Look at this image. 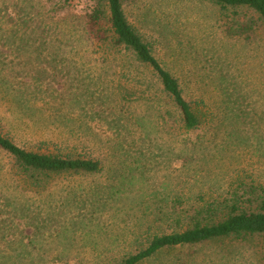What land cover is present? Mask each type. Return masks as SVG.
<instances>
[{
  "label": "trees",
  "instance_id": "16d2710c",
  "mask_svg": "<svg viewBox=\"0 0 264 264\" xmlns=\"http://www.w3.org/2000/svg\"><path fill=\"white\" fill-rule=\"evenodd\" d=\"M133 1L39 0L33 5V0H1L0 26L6 24L7 36L2 40L12 45L0 56L17 60L24 75L13 78L19 83L12 92L19 98L31 96L40 110L49 108L54 122L70 123L75 113L61 116L55 96L65 85L70 90L80 86L90 99L110 103L107 122L119 146L170 140L174 158L184 166L191 153L217 142L220 133L227 144H246L264 133V0H202L207 15L198 11L195 19L184 11V0L157 7L171 10V18L183 22L189 53L201 54L210 65L208 74L215 77L195 81L178 77L174 62L159 59L153 43L129 22L124 6ZM168 27L173 29L171 22ZM243 48L253 53V65L245 62L231 76V50ZM3 70L1 66V83L13 86ZM254 97L263 100L260 107ZM27 106L34 108L29 101ZM136 156L139 160L144 154L138 151ZM0 157L5 160L0 162V215L10 213L28 226L58 221L32 212L36 201L49 207L54 202L56 209L86 207L88 202L71 191L47 200L64 181L104 170L91 153L28 150L1 133ZM248 170L236 167L219 188L214 181L201 186L195 177L187 185L178 183L172 197L157 195V207L147 209L121 256L83 263L61 256L30 259L7 249L0 252V264H148L159 256L206 247L231 257L244 246L264 264V175L258 169L249 175ZM143 178L135 173L130 184L142 186Z\"/></svg>",
  "mask_w": 264,
  "mask_h": 264
},
{
  "label": "rangeland",
  "instance_id": "374dc122",
  "mask_svg": "<svg viewBox=\"0 0 264 264\" xmlns=\"http://www.w3.org/2000/svg\"><path fill=\"white\" fill-rule=\"evenodd\" d=\"M33 1L31 4L37 5L39 0ZM166 1L169 0H134L125 4L124 9L129 22L148 42L153 43L156 56L164 63L174 62L172 66L178 77L187 75L191 81L214 78L213 74H208L210 65L206 64L201 54L195 51L189 53L186 37L189 31L183 22L171 18V10L157 9ZM182 7L191 19L198 11L207 15L202 0H184ZM170 22L173 29L168 27ZM0 29V51L6 52L12 44L2 40L7 37L4 33L6 24ZM252 55L248 49H232L229 55L232 61L229 65L231 76L237 75L236 71L244 67L245 62L251 68L254 62ZM246 56L249 59L244 61ZM1 66L4 67L3 75L14 85L8 87L0 81V133L28 150L72 151L79 155L91 153L101 160L104 170L93 177L64 181L47 200H57L71 191L78 194L79 200L88 202L86 207L56 209L54 202L52 207L38 201L34 203L32 212L48 215L50 219L58 221H48L36 227L26 225L10 213L0 215V252L8 249L12 254L21 253V256L40 260L56 256L78 258L83 263L105 256H121L124 243L140 226L145 213L149 211L147 209L157 207L156 201L159 199L156 196L163 194L172 197L178 183L187 185L198 177L201 186L208 187L209 181H214L217 183L215 188H219L224 185L226 177L241 166L249 169V175L257 173V169L264 175V133L256 138L252 136L246 144H227L226 136L220 133L217 142L191 153L190 160L184 166L174 158L176 148L170 140L119 146L107 122V117L111 120L110 103L107 99H104L105 102L90 99L79 90L80 86L70 90L65 85L54 95L60 99L58 109L62 112L61 116L71 117L69 113L76 115L70 123L54 122L48 117L49 108L47 112L40 110L41 106L31 96L19 98L12 92L19 83L13 78L24 76L20 73L17 60L0 56ZM13 67L19 73L14 72ZM60 82L65 83V80ZM255 100L260 107L263 100ZM27 101L37 108L38 113L32 112L34 108L27 106ZM261 129L264 131V126ZM71 130L76 134H72ZM152 132L155 130L152 129ZM138 151H142L144 157L138 156L139 160H136ZM0 162L5 164L1 157ZM202 171H205L203 175L195 176ZM135 173L144 175L142 186L137 182L130 184ZM84 217L92 220L85 221ZM30 242V247L23 246ZM148 264H258V259L257 253L254 250L251 252L248 246L240 248L231 257H225L219 249L206 247L159 256Z\"/></svg>",
  "mask_w": 264,
  "mask_h": 264
}]
</instances>
